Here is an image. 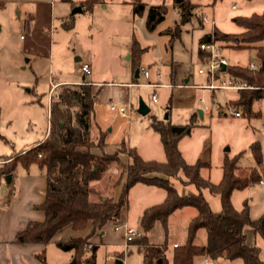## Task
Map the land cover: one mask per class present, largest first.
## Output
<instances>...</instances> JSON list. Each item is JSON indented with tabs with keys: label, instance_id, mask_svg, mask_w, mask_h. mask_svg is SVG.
I'll list each match as a JSON object with an SVG mask.
<instances>
[{
	"label": "rangeland",
	"instance_id": "374dc122",
	"mask_svg": "<svg viewBox=\"0 0 264 264\" xmlns=\"http://www.w3.org/2000/svg\"><path fill=\"white\" fill-rule=\"evenodd\" d=\"M131 1L134 0H102L93 5L91 12L75 13L71 17L70 0H0V156L19 152L44 138L49 127L48 105L57 91L56 86H51L57 81H81L83 63L90 65L91 73L86 80L116 84L131 82L133 50L140 48L142 52L138 62L142 66L138 69L149 71L150 82H156L157 72H160L159 82L171 83L170 62H174L178 80H181L183 72L188 71L192 81H199V63L191 61L192 51L199 40L195 31L201 29L204 33H211L216 28L223 33H238L242 28L232 20L233 17L264 10V0H192L196 4L193 13L187 21L181 22L172 0H142L147 7L160 5L164 12L163 20L153 31H148L144 17L133 14ZM205 17L209 22L203 21ZM31 20L32 31L28 33ZM176 25L178 31L174 30ZM261 43L264 44V40ZM220 44L229 65L247 67L256 62L252 50L233 47L227 42ZM136 82L128 88L102 86L94 110L96 121L110 130L107 136L109 143L124 139L128 146L135 147L143 159L163 161L165 154L159 134L150 126L151 118L155 116L160 120L185 123L188 122L186 113L181 105H174L176 87L159 86L154 90L142 75L137 77ZM153 91L157 94L155 102L151 100ZM209 92L199 89L197 97L201 94L205 103L196 101L194 105L197 110L203 109V104H211V115L200 117L197 112L189 134L183 135L177 142L185 162L192 164L198 159L207 162L209 167L202 168L201 172L208 173L210 181L216 183L221 178L226 158H235L236 164L241 167L255 166L250 146L258 141L261 152L258 168L264 173V98L252 105L253 112L259 111V114L249 116L239 110L241 114L234 116L231 110H237V107L232 101L226 104L225 100L234 98L235 90H215L213 102ZM140 99L149 108L146 114L138 112ZM120 103L129 106V119L110 110V104ZM98 132L102 135L106 133L92 125L90 138L95 142L99 138ZM126 147L121 149L123 153L119 154V158L126 156ZM25 155H13L0 168L9 167ZM120 162V165H112L102 179L93 183L100 196L118 199L123 184V179L119 184L115 182L123 164ZM171 181L179 193L195 192L194 186H187L181 176ZM203 194L213 211L221 209L219 196L208 189H204ZM164 198L165 190L160 186L143 182L133 184L127 193V204L115 223L142 231L139 221L144 209L162 202ZM230 201L237 210L246 205L250 218L257 219L264 215V184L254 182L242 189H234ZM190 216L189 210L176 209L169 215L166 224L157 220L146 233L150 241L167 244V264H172V241L180 244L185 241ZM113 225L109 222L105 226L103 243L91 241L97 245L94 264H143V248L135 243L139 238L125 248L124 237L120 241L116 236L121 231L115 232ZM248 229V239L259 248V257L264 261V237L252 228ZM109 233L115 236L114 240L105 241ZM97 236L99 231L91 235ZM195 238L200 242L203 234L198 232ZM124 249L125 254L122 252ZM58 253H61L60 258ZM58 253L51 255H57V264H63L70 253ZM111 256L112 262L109 261ZM120 256L123 257L122 263L117 262ZM194 264L212 263L199 258ZM217 264H243V261L240 258L222 259Z\"/></svg>",
	"mask_w": 264,
	"mask_h": 264
},
{
	"label": "trees",
	"instance_id": "16d2710c",
	"mask_svg": "<svg viewBox=\"0 0 264 264\" xmlns=\"http://www.w3.org/2000/svg\"><path fill=\"white\" fill-rule=\"evenodd\" d=\"M101 0H84L81 4L90 10ZM181 22L187 21L196 4L192 0H172ZM145 3L142 0L133 1V13L142 14ZM164 12L160 5H149L145 16V27L153 31L163 20ZM242 30L238 33H223L214 29L213 36L218 45L220 42L231 43L233 47L252 50L257 61L255 68L228 65L230 77L246 82L250 87L238 89L237 97L232 100L233 106L245 114L256 115L252 110L255 101L264 98V10L247 16H236L232 19ZM174 30H179L178 25ZM210 32L201 37L206 41ZM135 47L136 43L133 44ZM222 47V46H221ZM142 49H134L133 54L139 57ZM100 87L89 83L61 84L49 105V130L47 136L25 152V156L17 159L9 167L0 168V174H10L17 162L29 164L36 162L45 170L47 182L45 198L37 207L44 212L42 221H30L27 226L16 234L15 240L21 243L48 244L52 237L63 227L70 225L75 231L84 230L90 226L89 233L84 236L71 237L60 241L56 246L64 251H72L67 264H94L95 249L85 246L95 231H101L108 222L119 219L121 209L127 204L129 188L143 182L164 188L165 198L162 202L152 204L144 209L140 217L142 235L135 242L143 248V264H167V244H152L147 241L146 233L155 221L163 225L169 215L176 209L192 207L196 214L189 220L186 227V240L172 248V264H194L196 257L220 261L222 259L240 258L243 264H264L259 257V248L246 244L245 228H252L264 237V215L251 219L247 206L235 209L230 201L234 189H242L251 183L258 182L261 175V152L258 141L250 148L256 161L255 166L241 167L235 158H226L222 164V175L218 182L213 183L201 174V169L209 167L207 162L196 160L188 164L178 149V140L189 134L194 125L193 118L185 123H173L169 120L151 118L150 126L160 137L165 154L163 161L143 159L135 147L128 146L124 140L118 144L113 153L92 152L94 147L103 149L105 142L100 133L97 141L90 138V128L93 125V106ZM127 153L130 161L123 163L115 182L123 179L121 192L117 200L100 196L93 183L104 177L112 165H120L119 154ZM183 177L186 185H193L194 193H179L171 179ZM219 196L221 209L213 211L206 200L203 190ZM99 195V196H98ZM95 196V197H94ZM199 229L205 231V243L194 242ZM137 239V238H136ZM41 264H48L44 250L37 254ZM122 258L121 256L119 257Z\"/></svg>",
	"mask_w": 264,
	"mask_h": 264
},
{
	"label": "crops",
	"instance_id": "0c3cea01",
	"mask_svg": "<svg viewBox=\"0 0 264 264\" xmlns=\"http://www.w3.org/2000/svg\"><path fill=\"white\" fill-rule=\"evenodd\" d=\"M70 1H71L70 2V9L71 10H73L75 7H80V10H75L73 13L71 12V14H70L71 17L74 16L75 13H81V12H85V11L91 12V10L93 9V6L90 10H88L84 6H82L81 3L84 0H70ZM130 3L133 4L132 1ZM146 7L147 6H145L142 14H135V16H143L144 17V25H145L146 11H147ZM214 27H215V25H214ZM28 29H29L28 33H30L32 31V20H31V24H30ZM145 29H146V27H145ZM195 32H196L197 39H199L198 40V44H199V42L201 41L200 40L201 37L206 33H204L201 29H199ZM198 44H197V47L195 49H193V51H192V60L191 61L195 62V63H199V66H198V68H199L203 63L204 52L198 48ZM133 56H134L133 57L134 61H133V66H132V76H131L132 80H131V82H125L122 84H116L113 82L98 83V82H95L92 80H86V75H84L81 71V74H82V80L81 81L75 82V83L57 81L51 87L55 88V86H56L58 89V87L61 84H81L82 81H88L89 84L94 85V87H100L99 93L102 89L101 87L104 85L107 87H112V88H114V87H121V88L131 87L132 85L137 83L136 82L137 77L139 75H142V73L140 72V69H138L139 66H142L138 62L139 57H136V55H134V54H133ZM252 57H254L253 53H252ZM137 69H138V72L136 74ZM170 69L171 70H170L169 75H170L171 83L164 84L161 86L170 87V88H174V87L177 88V91L175 92V95H174L175 100H176L174 105L175 106L181 105V107H183L184 112L186 113L185 118L188 119V121L191 118H193V120H194V118H196L195 116L199 110L201 111L200 117H202L204 114L211 115V104H203L204 105L203 109H197V110H195V105H194L196 101L201 103V104L205 101V98L203 96H201V94L198 95V97H197V93H198L199 89H201L203 92L204 91L209 92L208 90L201 87L202 85H205L207 83V81H208L207 75L205 73H199L198 69H197V73L199 74L201 79L199 81H192L191 73L188 71H185V72H183L181 80H178L174 62H170ZM157 73H160V72H157ZM149 76H150V73H149ZM156 77H157V75H156ZM160 79H161V74L159 77L156 78V82L159 83ZM146 80L148 82L149 78ZM151 88H153V87H151ZM225 90L228 91L231 89H225ZM232 90L236 91V96L234 98H231V99L230 98L226 99L225 100L226 104H228L229 101H232L233 99H235L237 97L238 91L236 89H232ZM171 92L173 94V90H171ZM99 93L95 98V103L93 106V125L99 131H101V130L106 131V133L103 135L105 145H104L102 150L98 147H94L92 149V152L96 153V154H101L103 151L106 153H113L118 148V144L120 143V141L124 140V139L116 141L112 144L109 143L107 141V136H108V132L110 130H106L104 126H102L98 121H96L94 110H95V105L98 103ZM209 93H210V97H211L210 98L211 102H213L216 98L215 90L212 92H209ZM201 99H203V100H201ZM49 105H50V102H49ZM49 105H48V109H47L48 113H49ZM111 105H114V104H110L109 108ZM117 105L128 106L127 104H123V103H120ZM206 105L210 106V113H208V114L205 112V106ZM110 110H113V109L110 108ZM114 111L117 112L116 110H114ZM170 111H171V108L168 109L169 117H170ZM117 113L120 115L119 112H117ZM240 114H241V112H240ZM256 114H259V111H257ZM120 116L123 118L129 119L130 110H129L128 117H124L122 115H120ZM172 122L173 123H182V122H174V121H172ZM48 130H49V127L45 133L44 138L47 136ZM99 134H100V132H98V135ZM42 140H40V141H42ZM40 141L33 143L31 146H29L25 149H22L19 152H11L9 154L0 156V166H2L5 163H8V161H10V159L13 157V155H16L19 153L25 154V152L29 148H31L32 146H34L36 143H38ZM125 143L127 144V142H125ZM120 160L122 161V163L125 164L128 161V157L124 156V155L120 156ZM201 174L204 177H208V173L205 174L202 171ZM6 175L7 174H0V264H41L40 260L37 258V254L42 252L43 250L45 253V260L48 264H57L56 261L59 260L57 258V255H54V256L51 255L53 252H55V254H57L58 251L62 252V253H66V252L70 253L68 257L64 258L65 260H64L63 264H67L68 261L70 260L71 256H72V251L61 250L60 248H58L56 246V243L60 242V241H67L71 237H76V236L84 237L89 233L90 226L88 225L84 230L75 231L71 228L70 225H67V226L63 227L61 230H59L52 237L51 241L46 245L41 244V243L17 242L15 240L16 234L19 231L23 230L27 226L28 222H30V221H42L44 219V216H45L44 212H43V210L39 209L37 207V205H39L40 203H42L44 201L47 178H46L45 170L42 167H40L36 162H30L29 164H22L20 162H17L15 165V169L13 171V176H11L9 174L10 175L9 182H6V179H5ZM1 181H3L2 186H1ZM187 186L190 187L191 185H187ZM191 193H193V192H191ZM180 209H184L187 211L189 210L191 212V216H190L189 220L196 214V210L192 207H183ZM189 220H188V222H189ZM106 225L103 226V228H102L103 231L99 232V236L90 237L89 241L90 242L94 241L96 243H99V242L103 243V235H104V231H105L104 228ZM249 231H250V229L245 228L246 244L251 246V245H253V243L248 239ZM115 232H118V231H115ZM198 232L199 233L201 232V234H203V240L199 242L198 239L195 238L194 242L196 244L202 245L205 243V231L203 229H199L197 231V233ZM116 236H117V239L120 241H121V239H123L122 232H120L119 234H116ZM114 237H113V234L109 233L108 237L105 238V241H109L110 239L114 240ZM147 240H149L148 237H147ZM185 240H186V238H185ZM149 243L160 244L163 242H152V241H150ZM175 243L180 244L179 242L174 240L171 243L172 248L174 247ZM60 254L58 255L59 258H60ZM199 258H204V257L198 256L195 259H199ZM109 261L112 262L110 259H109ZM194 262H195V260H194ZM217 262L218 261H216V263Z\"/></svg>",
	"mask_w": 264,
	"mask_h": 264
},
{
	"label": "built area",
	"instance_id": "2783aa9c",
	"mask_svg": "<svg viewBox=\"0 0 264 264\" xmlns=\"http://www.w3.org/2000/svg\"><path fill=\"white\" fill-rule=\"evenodd\" d=\"M203 21L209 22L208 18H203ZM212 24H214L213 21H211ZM198 48L204 52L203 56V63L198 68L199 73H205L208 77V81L205 85H202L201 87L212 92L217 89H242V88H249L250 86L239 79H234L233 77H230V75L227 72V66L229 65L226 57L224 56L222 52V47L218 45L217 41L214 39L213 31L210 33V37L206 41H200L198 44ZM257 66V61L255 63H250L249 68H255ZM224 67V69H223ZM81 71L84 75L88 76L90 74V65L88 63H83L81 65ZM140 72L144 76L145 79L149 78V71L146 68H141ZM160 76V73H157V77ZM81 83H89L88 81H82ZM147 85L150 87H158L161 85H164L162 83L158 82H147ZM157 99L156 91H154L151 95V100L155 102ZM203 100V99H201ZM111 109L116 110L120 113V115L124 117H128L129 115V106L126 105H111ZM205 112L208 114L210 113V106H205ZM231 114L234 116H239L240 112L237 110H231ZM262 128L264 129V122L262 124ZM258 182L260 184H264V173H261ZM113 229L115 231H121L123 232L124 242L123 247H127L129 243L136 238L141 237L142 231L131 229L126 227L125 224L121 223H115L113 225ZM92 246V243L86 244L85 248L90 249ZM176 246V243L174 244ZM125 254V249L122 251ZM111 261H113V257L111 256L109 258ZM123 257L120 259L122 260ZM206 263H209V261L212 264H217L215 260L205 258ZM122 263V262H121Z\"/></svg>",
	"mask_w": 264,
	"mask_h": 264
},
{
	"label": "water",
	"instance_id": "95a60500",
	"mask_svg": "<svg viewBox=\"0 0 264 264\" xmlns=\"http://www.w3.org/2000/svg\"><path fill=\"white\" fill-rule=\"evenodd\" d=\"M75 10H80V7H75L73 10H72V13L75 11ZM224 69V67H223ZM138 72V69L136 70V74ZM149 111V108L148 106L140 99L139 100V105H138V112L141 113V114H146L147 112ZM199 115H201V111L199 110L198 111ZM9 178H10V175L7 174L5 176V179H6V182H9ZM105 198V197H103ZM118 263H121L122 261L119 259L117 260Z\"/></svg>",
	"mask_w": 264,
	"mask_h": 264
}]
</instances>
